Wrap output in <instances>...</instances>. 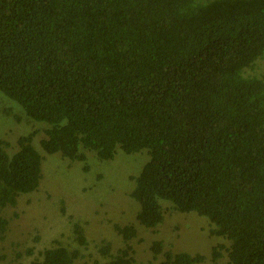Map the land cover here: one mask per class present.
<instances>
[{
	"label": "trees",
	"instance_id": "trees-1",
	"mask_svg": "<svg viewBox=\"0 0 264 264\" xmlns=\"http://www.w3.org/2000/svg\"><path fill=\"white\" fill-rule=\"evenodd\" d=\"M261 60L264 0H0V92L25 112L0 108L12 122L0 135V210L41 190L52 163L38 148L85 173L120 149L147 161L128 159L143 166L127 176L140 210L115 223L105 264H143L141 229L157 231L169 211L196 213L227 241L216 262L264 264V73L247 74ZM31 119L48 126L36 143L37 130L21 129ZM8 225L0 218V240ZM74 230L79 246L46 247L31 264L88 256L84 227ZM166 246L151 247L161 264L206 261Z\"/></svg>",
	"mask_w": 264,
	"mask_h": 264
},
{
	"label": "rangeland",
	"instance_id": "rangeland-1",
	"mask_svg": "<svg viewBox=\"0 0 264 264\" xmlns=\"http://www.w3.org/2000/svg\"><path fill=\"white\" fill-rule=\"evenodd\" d=\"M263 73L264 60L258 62L254 71L247 72L248 75ZM1 94L5 99L0 102V108L9 104L7 106H15L23 111L18 103ZM10 121L9 118L0 116V135L6 131L7 125H11ZM32 121L23 122L21 129L26 132L37 130L39 133L36 143L46 137L45 130L48 126ZM34 124L37 127H33ZM24 134L28 133L21 135ZM38 150L47 159V166L52 164L44 170L42 188L32 199L24 195L17 207L0 210V218L9 220L5 238L0 240V264H31L32 258L37 257L46 247L59 244L78 245L74 230L76 223L84 227L89 240L88 246L82 251L88 256L81 258L77 264H97V261L98 264H105L107 259L99 250L113 235L120 237L114 227L115 223H136V213L140 210V205L129 195V188L134 181L127 176L131 171L137 170L139 173L143 166H131L128 159L141 165L147 158L127 155L119 149L115 159L109 163L93 160L90 163L88 157L87 164L91 168L93 165L94 172L85 173L84 162H74V165L68 166L71 161L56 158L59 155L45 154L41 148ZM111 186L116 188L114 194L110 193ZM204 220L205 218H200L194 212L176 214L169 211L164 223L158 225L157 231H148L144 227L141 229L145 241L139 242L136 247L137 259L143 264H161L163 255L156 257L151 247L156 239H162L167 249L176 251L179 247L180 250L185 249L193 254H202L206 257L202 264H229L226 255L217 262L213 259V247L220 242L227 244V241L211 238L207 231H203L202 227L206 225ZM38 237L40 240L36 241ZM178 241L181 246L176 244ZM193 242L197 247L194 248ZM29 249H34V253L27 258Z\"/></svg>",
	"mask_w": 264,
	"mask_h": 264
}]
</instances>
